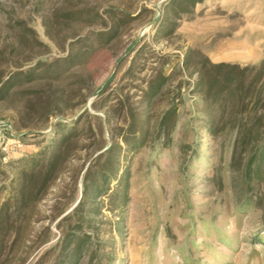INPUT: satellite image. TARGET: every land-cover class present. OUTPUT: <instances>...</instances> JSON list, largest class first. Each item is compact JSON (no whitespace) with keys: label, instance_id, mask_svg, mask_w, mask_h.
Returning a JSON list of instances; mask_svg holds the SVG:
<instances>
[{"label":"rangeland","instance_id":"rangeland-1","mask_svg":"<svg viewBox=\"0 0 264 264\" xmlns=\"http://www.w3.org/2000/svg\"><path fill=\"white\" fill-rule=\"evenodd\" d=\"M173 1L0 0V87L15 76L0 96V202L21 160L55 136L52 126L81 118L44 198L0 231V264L57 262L78 215L63 218L111 144L122 168L94 198L100 209L81 230L90 238L79 264H264V181L241 190L232 145L203 127L186 64L195 51L262 60L264 0ZM170 107L176 115L161 130Z\"/></svg>","mask_w":264,"mask_h":264},{"label":"trees","instance_id":"trees-1","mask_svg":"<svg viewBox=\"0 0 264 264\" xmlns=\"http://www.w3.org/2000/svg\"><path fill=\"white\" fill-rule=\"evenodd\" d=\"M191 1V4H194L197 0ZM176 2L173 1L174 4ZM76 57L80 55L72 54L67 59L72 61ZM190 63L197 74L194 90L198 95L203 127L212 140L222 136L224 141L232 145L230 171L236 168L237 173L241 175V190L249 194L264 181V58L253 63L214 62L206 54L195 51L192 56H187L186 64ZM14 77L0 87V96L6 93L7 85ZM163 80L164 78L159 79L150 87L152 95L159 92ZM175 115L176 107H170L159 122L160 129L162 130L163 125ZM80 119L77 118L72 123L59 121L54 124L52 128L55 130V136L43 145L39 152L21 160L12 182L7 186V197L4 202H0V231L12 216L21 219L27 208L34 207L44 198V194L58 177L62 162L71 151L73 138L79 134ZM147 131L145 128L141 138L133 139L130 144L135 146L139 141H143ZM133 132L140 133L136 128ZM117 151L116 145L111 144L97 160L100 161L105 156V164L98 162L96 164L99 168H95V164L86 169L82 197L73 213L63 218L65 222L78 215V219L65 234L61 257L55 264L80 263L86 242L90 238V234L81 230L84 225H92L90 215L100 209L97 202L93 203L94 198L96 195L108 193L112 181L116 179L113 174L122 168ZM126 175V172H122L118 178L120 185H123L121 189L124 190ZM235 178L234 175L232 182ZM124 198L125 195L119 199L116 207L125 204ZM15 228L18 233L20 227ZM16 237H22V233L19 232Z\"/></svg>","mask_w":264,"mask_h":264},{"label":"crops","instance_id":"crops-1","mask_svg":"<svg viewBox=\"0 0 264 264\" xmlns=\"http://www.w3.org/2000/svg\"><path fill=\"white\" fill-rule=\"evenodd\" d=\"M264 39V37L261 39V40H263ZM264 47V43H263V45H262V48ZM210 57V56H209ZM211 58V57H210ZM211 60H213L214 62H229V61H232V62H240V63H244V62H242V61H240V60H232V59H229V60H219V61H216V60H214V59H212L211 58Z\"/></svg>","mask_w":264,"mask_h":264}]
</instances>
